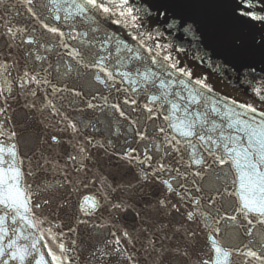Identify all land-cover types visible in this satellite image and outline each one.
<instances>
[{"label": "snow or ice", "instance_id": "1", "mask_svg": "<svg viewBox=\"0 0 264 264\" xmlns=\"http://www.w3.org/2000/svg\"><path fill=\"white\" fill-rule=\"evenodd\" d=\"M7 3L8 0H0V7ZM22 3L27 13L40 21V28L55 41L54 44L39 43L38 47L49 52L63 48V53L56 54L70 58L60 65L44 67L47 57L34 54L30 48L25 49V63L16 78L18 86L33 97H37L43 86L52 89L44 97L47 103L41 101L39 109L35 101L26 103L25 108L46 112L57 125H63V133L70 134L73 152L67 153L64 167L78 163L76 170L84 171L87 169L84 161L91 159L90 147L105 148L104 143L86 134L83 140L79 139L84 128L95 127L91 121L87 124L76 121L64 112L62 106L57 107L49 99L60 91L50 79L53 72L70 76L74 70L79 74V69L83 68L92 74L95 84L110 93L113 90L122 93L123 99L121 103H111L108 96L100 95L99 99L104 101L100 105L92 102L98 99L93 94L86 101V109L81 110L100 111L107 116L106 109L110 108L119 114L120 119L127 121L134 135L132 143L142 145L143 150L129 144L118 154L119 158L133 167L140 165L141 182L155 179L165 186L167 194L175 195L185 205L190 204L184 213L186 220L198 226L204 225L210 247L203 252L197 264H231L233 255L243 257L241 264H264V107L220 95L209 82V77L189 64V60L204 64L211 59L210 54L200 48V36L193 24L171 13L168 6L159 0H47L44 7L50 16L43 18L35 10L36 0H22ZM262 13L264 0H233L230 20L235 34L230 36L228 44L239 63H218L213 68V72H219L221 76L227 72L250 88L260 104H264ZM49 19L56 23H47ZM4 23L5 30L0 36L19 41L21 47L37 44L26 29L16 27L8 20ZM65 27L70 31L66 33ZM125 36L130 37V41ZM69 40L79 41L80 47L69 44ZM189 42L197 49L196 56H192L185 47ZM7 47L11 49L12 44ZM14 66L20 67L19 64L0 61V76L4 77V87L0 88V116H6L9 109L5 105L15 98L12 82L8 79L11 75L9 69ZM71 91L77 97L82 96L79 90ZM122 105L141 116L146 113L144 120L153 123V131L150 133L147 123L142 124L139 118L133 120ZM161 119L162 124L156 123ZM5 124V120H0V136L15 141L17 133L14 130L6 132ZM45 143H49V147L60 145L63 136L53 134ZM107 144L112 145V141L108 140ZM42 160L43 163L38 162V168L53 163L47 158L42 157ZM21 164L17 144L12 142L6 146L0 141V264H75V257L70 253L78 247L77 242L73 240L71 246L65 245L63 237L66 233L61 225L44 212L51 201L47 197L38 199L41 191H48L52 186L38 184L34 189L27 177L35 173L23 171ZM225 168L228 169L224 173L225 180L231 175L233 186L238 183V188L235 191H229L227 186L223 191L219 187L210 189L205 202L206 174L219 170V180L220 172ZM67 183L70 181L65 174L64 184L59 186ZM100 183L107 192L110 186L103 181ZM213 191L215 194H211ZM225 196L236 197L233 213L221 215L217 211L213 215L211 209ZM105 199L109 197L105 195ZM169 205L179 211L180 206L165 195L159 201V207L167 208ZM100 206L101 201L86 196L79 208L83 215L90 216ZM110 208L117 212L126 211L121 202H111ZM225 221L238 226L248 237L242 247L226 248L222 244ZM78 223L84 221L79 220ZM258 228L262 231L258 232ZM75 231V228H68V232ZM9 232L13 235L10 236ZM111 235L114 239L105 241L102 248H94L91 258L97 264H113L114 261L117 264L125 261L136 264L134 256L121 246V239L134 246L130 233L123 231L122 238L116 232ZM187 235L193 237L196 233ZM46 238L55 244L58 251L48 243L41 245ZM146 245H151L152 252L159 255L157 264H164L169 249L157 246L154 240H147ZM148 250L145 246L144 251ZM172 252L188 254L187 251L181 253L179 249Z\"/></svg>", "mask_w": 264, "mask_h": 264}, {"label": "water", "instance_id": "2", "mask_svg": "<svg viewBox=\"0 0 264 264\" xmlns=\"http://www.w3.org/2000/svg\"><path fill=\"white\" fill-rule=\"evenodd\" d=\"M159 2L168 6L171 13L191 22L194 28L198 30L200 48L207 51L211 59L204 64H198L192 60L188 62L197 67L198 72L209 77V82L213 85L214 90L222 96L230 97L239 102H255L257 106L264 107V104H260L246 85L240 84L227 72L223 76L219 72H213V68L218 63H239L237 56L231 51L228 44L230 36L235 34L230 20L233 0H159ZM46 4L47 0H36L35 10L40 18L50 16L47 8L44 7ZM13 5H15L14 8ZM6 9L9 10L6 11ZM5 20L11 21L16 27L26 29L27 33L31 34L37 41V44L21 47L19 41L13 42L0 36V61L13 65L19 64L20 66L9 69L11 75L8 76V79L12 82L15 98L10 99L5 105L9 109L6 116H0V120L6 121L4 130L6 132L14 130L17 136L15 141L8 140L6 136H0V141H3L6 146L12 142L17 144L22 160V170L25 172L31 170L35 173L34 176L27 177L28 183L34 189L38 184H50L52 186L48 191H41L38 199L47 197L51 201L50 205L45 206L44 212L50 219L61 225V229L66 233L63 237L65 245L71 246L73 240L77 242L78 247L70 253L75 257V264H97L91 258V251L94 248L104 247L105 241L113 240L114 237L111 235L113 232L122 238L125 230L132 236L134 246L123 239H121V246L126 247L129 253L134 256L136 264H157L159 260V255L152 252L151 245H146L147 240H154L157 246L163 245L169 249L164 264H197L203 252L210 245H208V232L204 230V225L198 226L196 223L188 222L184 216L191 205H185L175 195L167 194L165 186L155 179L141 182L138 171L140 165L137 164L133 167L119 158L118 154L129 144L141 151L143 150L142 145L132 143L134 135L130 131L131 125L120 119L119 114L113 113L110 108L106 109L107 116L100 111L81 110L86 109V101L90 100L93 94H96L98 99L92 102L100 105L104 104V101L99 99L100 95L108 96L111 103H121L123 94L114 90L110 93L108 89L95 84L91 78L92 74L87 69H79V74L74 70L70 76L57 75L53 72L50 79L60 91L49 96V99L57 107L62 106L64 112L76 121H83L85 124L91 121L95 125L94 128H84L79 137L80 140H83L86 134L105 144V148L90 147L91 159L84 161L87 165L86 170L78 172L76 170L79 167L78 163L75 165L68 164V167L65 168L67 153L73 152L69 142L70 134L63 133L61 131L63 125H57L46 112L42 113L39 110L25 108L26 103L35 101L37 109H39L41 101L47 103L44 97L51 93L52 89L43 86L37 97H33L26 89H21L18 86L16 78L21 74L25 63V49L30 48L34 54L47 57L44 67H47L48 64L60 65L64 60H70V58L56 54V52L63 53V48H57L56 52H49L38 47L39 43L50 42L54 44L55 41L50 37V34L40 28V21L33 19L27 13L22 0H8L5 6L0 7V33L5 30ZM46 22L56 23L51 19ZM258 28L259 25H257ZM63 30L66 33L70 31L67 27ZM117 31L122 30L118 29ZM125 39L130 41V37L125 36ZM9 43L12 44L11 49L7 47ZM68 43L80 47L79 41L69 40ZM185 47L190 50L192 56L198 54L191 42L186 43ZM10 52L11 56H9ZM29 67H31V63H29ZM4 75L7 76L8 73ZM2 87H4V77L0 76V88ZM72 89L81 91L82 96L73 95ZM141 103H143L142 98ZM122 107L125 112L130 113L133 120L139 118L142 124L147 123L150 133L153 131V123L144 120L146 113L141 116L139 113L131 112L126 105H122ZM156 123L162 124L163 120H158ZM46 124L47 127H45ZM53 134L63 136V143L49 147L50 141L49 143H45V141ZM108 140L112 141V145L107 144ZM126 140L128 141L127 144L125 143ZM72 143H75V140ZM42 157L53 161V163L45 165L44 168H38V162L43 163ZM217 171L219 170L206 174L207 179L204 182L205 191L203 193L205 202L210 189L219 187L223 191L227 186L229 191H235L238 188V183L233 186L231 175L225 180L224 173L228 172L227 168L220 172L219 180L217 179ZM65 174L68 175L70 183L60 187L59 185L64 184ZM100 181H103L106 186H110L107 187V192H105ZM172 183L175 184L176 182L172 181ZM181 191L183 190L181 189ZM211 194H215L214 191ZM105 195L109 199L106 200ZM165 195H169L172 203L180 206L179 211L172 209L170 205L167 208L159 207V201ZM195 195L200 196L201 193H195ZM86 196L101 201V206L90 216L83 215L79 208ZM235 201L236 197L225 196L215 205L214 209H211L213 215H216L217 211L221 215L225 212L232 214ZM111 202L123 203L126 211L117 212L111 209ZM79 220L84 221V223H78ZM209 222L211 223V219ZM223 224L222 244L226 248L242 247L248 239L243 234L242 229L233 226L230 221H225ZM12 227L16 226L13 225ZM69 227L75 228L76 231L68 232ZM257 231L262 230L258 228ZM189 232H195L196 235L189 237L187 235ZM9 235L13 234L9 232ZM19 242L27 243V241ZM43 243H48L54 251H58L55 244L47 238L41 242V245ZM41 245L38 247L46 252V249H43ZM145 246L148 247V252L144 251ZM173 249H179L181 253L187 251L188 254L186 256L178 255L172 252ZM242 260L243 257L233 255L231 264H241ZM113 264H117V262L114 261ZM123 264H127V262L125 261Z\"/></svg>", "mask_w": 264, "mask_h": 264}]
</instances>
